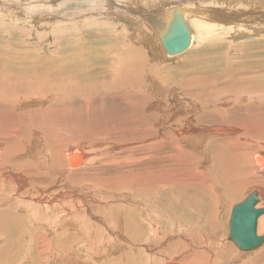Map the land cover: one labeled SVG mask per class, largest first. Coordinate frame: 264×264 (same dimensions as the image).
<instances>
[{
	"label": "rangeland",
	"instance_id": "rangeland-1",
	"mask_svg": "<svg viewBox=\"0 0 264 264\" xmlns=\"http://www.w3.org/2000/svg\"><path fill=\"white\" fill-rule=\"evenodd\" d=\"M9 1L10 0H0V51H1L0 52V56H1L0 57V87L2 88V90L0 91V106L3 107L4 105L5 107L4 109L2 107H1L2 109L0 108V127H4L6 129L8 126L6 131H8V129L13 126H15V128L18 129L19 132L22 130L19 136L21 137L22 141L21 139H19V137H17L16 139L9 138L8 142L4 141L2 143L4 144L6 142L10 144L12 141L20 140V142L16 144L19 145V147L24 148L25 152L27 151L25 154L23 153L24 155L21 156V158H23L24 160H29L30 158L29 162L31 163V161H33L31 163L33 164L32 170L35 169V172L38 173L37 176L32 175L30 178L27 179V184H26L27 187L25 186L24 190H22L21 192L14 188V186L18 187L19 183L17 182H15L17 186L10 184L8 181L7 183L4 182L2 184L3 192L0 191V196L4 198L5 201L7 200L6 203L10 206V209L11 208L15 209L14 213L17 215L19 214L18 216L21 217V222L16 223V226L18 227L14 226L12 232L15 235H19V233H24L23 231L26 228H28V226H31L34 229L38 228L39 226L40 227L39 230L41 229L43 230L45 228V225H49L50 228H52L50 229V231L42 232V230L41 231L38 230V232L40 234L42 232L43 235L46 236L48 240L52 239L53 243H55L56 239L62 240L63 237L66 236L67 234L72 235L75 238L77 237L76 239L78 240L79 238V240L81 241L82 238L84 237V234L90 235L89 238H92V240L87 239L88 242L89 241L92 242V246L90 249H85L84 251V249L79 248L81 247L80 244L78 246L75 245V247L74 246L72 247L71 254H73L72 256L75 255L78 256L79 258L78 264H113V262H115L114 259L119 258L123 254L128 255V261L126 262L124 258L122 259L119 258L121 261L117 262L116 264H121V263L132 264V261L134 259L129 261L130 256L131 257L137 256L141 258L143 255H151V252L147 251L144 248L145 246H141V245L133 246L128 243V241L126 240L128 238H125L123 233L124 225H121V221L124 219V217L125 220H127L128 217H131L132 213L134 214L133 211L134 208L140 207L142 209H145V207H149V208L155 207L154 205L156 201L152 202L153 196L144 195L145 196L144 199L137 198L138 193L135 195L136 191L134 190V188H132V183L135 182L133 180L134 176L139 174L140 171L144 173L147 172L155 173L158 176L159 173L158 171H156L157 167H155L156 159H159L162 162V164H168V161H170L169 157L178 154L179 151L176 148L173 149L172 146H174V143L170 142V144L168 143L162 146L161 148H163V151L159 152L158 151L159 149H157L156 146L153 147V145L151 144L149 145L150 142L155 143V141H160L157 140V137L151 138L149 140L147 138V142H145L146 144H143L144 141L142 136L136 135L137 136L136 137L134 133L137 125H140L139 122L140 114L138 113V111L142 112L143 110L144 114L147 115V117L149 116L150 118L156 119L157 122L153 124L157 125L160 124V121L162 119L166 118L165 113L162 112L163 110L161 109V107L165 108L166 113L168 115L167 118H169L170 115V118H173V121L171 120L169 121V123L167 122V125H165L162 128L163 129L162 131H160V128H158L160 126H158L156 128L157 132L160 131L161 134H165V137H170V139H172L173 137L172 131L178 130L179 133H182L181 136L184 135V137H187L183 139L184 140L183 143H180L181 146L183 147V151H181L183 153L181 155L185 157L186 154L187 159L176 158L174 161L172 160L173 161L172 163L174 164L175 161L178 160H182L185 163L184 159L187 161L191 160V162H194V165H191L190 167L182 166L181 168H178V170L194 168V170L192 171L194 173L191 172V174H194V176L196 177L198 175L196 171L197 166L195 164L197 160H202L199 163V166L202 165L205 167L211 163L209 153L210 150L211 152L213 151L211 149L212 146L211 144L214 143L213 141L221 142L224 141V139L228 141L235 139V135H232L230 138L229 137L224 138L223 136L225 135L227 136V133L224 134L221 133L214 134L215 132L207 133L206 130L213 131L212 128H215V123L213 122L217 120V118L218 119L223 118L224 122L226 121L229 123H233L234 122L233 120L239 117L240 113H242L241 116H246L247 113H251L252 116L255 117L253 118V120L256 119L254 120L253 125L257 126L258 124L262 123V119L264 118V110L261 109L260 107L264 108V100H263L264 74H262V71L264 73V30H259L256 33L251 30L250 33L244 32L243 34H238L237 32H235L236 30L235 31L230 30V28H228L225 25H224L225 27L223 25H220L222 26L221 28L219 26L214 25V26H210L211 29L208 26H202L200 31L203 30L204 33L202 32L198 33L197 31H199V29H197V25H199L200 22H203V18L201 17H199V19L188 18V22L185 18H181L182 20L183 19L186 20L185 22L186 26L187 27L189 26L190 27L189 29L193 31L195 35L194 36L195 42L193 41V44L191 45L193 47H189L185 52L177 56H166L164 54L163 49L160 47V43L157 42V37H158L157 33L155 32L156 35L153 34L154 31L153 29L152 30L150 29V26L149 27L147 25L137 26L136 24H134L137 22L132 23L130 21V18L128 17L126 18L125 11L120 9L123 8L126 10L128 9V7L124 4L123 6L121 5L118 6V3L115 4L113 0H99V1L95 0V2L94 0L93 1L51 0L54 6H52L53 4L50 2L51 4L48 3L50 5L49 7L38 6L34 8H32L30 5H27L26 3L20 0H11L10 2ZM115 5H116V9L118 8L119 10L117 9L116 11L112 8ZM240 7L242 8L241 5ZM201 10H205V9L203 8ZM189 19L192 21V22L190 21L191 23L189 22ZM193 20L199 21L197 25H194ZM204 21L210 25L212 24L211 22H213L207 18H205ZM198 28L200 27L198 26ZM200 37L203 39H200ZM75 43L76 45H74ZM156 43L158 46L155 45ZM133 47L139 49L141 53L144 55V57L147 58L148 61L151 60L149 61L150 63L149 65L152 64V67L155 66L153 71L148 70V72L147 71L144 72L146 74L145 75L143 72L135 73L132 70L131 72L127 70L126 71L121 70L118 72V74H124L126 72L127 74H132L130 81H125L122 84L120 80L119 81L116 80L119 87H115L114 89L113 88L104 89V87L99 86V84H102L103 81L107 82L110 80V77H108L107 74H115V71L117 70L119 65H121L126 59L125 57L130 56L131 54L133 56V53L135 51ZM158 47L162 55L159 53ZM130 49L131 50L133 49L134 51L129 52ZM110 50H112L113 52H111ZM128 53H130V55ZM156 53H158L157 56L154 55ZM158 55H160L161 57L158 58L159 57ZM13 56L15 59L13 58ZM66 56L68 58H66ZM184 59H186L185 62ZM22 61H24L25 64ZM193 64H195V66ZM156 66L158 67L157 69L159 71L155 70ZM229 68L232 71L229 70ZM224 69L227 70V72L224 71ZM261 69L263 70L261 71ZM154 70L156 72H154ZM236 71H238L237 74L235 73ZM241 71L244 72L242 73ZM230 72H234V74ZM251 72L253 73L251 76L252 78L249 76L251 75ZM26 73L28 79H26L25 76ZM154 73L157 75H155ZM246 73L248 76L245 75ZM1 74H3L2 76L11 75L14 77L17 74L16 76L20 78L23 82L24 80L25 81L28 80L30 82L29 84H33V85L31 86L30 91L24 93L25 94L29 93V94L27 96L19 97L18 95H20L19 94L20 92L16 93L15 96V91H14L13 97H9V99L4 98L3 96H5L7 92H9V88H6V86H2ZM38 74L41 75V77L39 78H46L48 76H52L53 80L51 81V83L53 85H62V83H64L63 85H65L66 87L62 86L60 88L61 93H59L60 92L59 89H56L57 87L51 88L50 89L51 92L45 86H43L42 89H39V87L36 84H34L35 79L33 76V75L36 76ZM98 74L99 76H97ZM100 74L102 76H100ZM244 75L246 78L243 77ZM183 76H185V78ZM261 77L263 78V80ZM259 78L261 79L259 80ZM96 79L97 81H95ZM243 80H250L251 82L250 81L244 82ZM40 82L43 83L42 81ZM219 82L222 84H220ZM240 83L241 86L239 85ZM247 83H249L250 85ZM94 84L97 85L94 86ZM238 85L240 86L239 88H237ZM247 85L248 87H246ZM243 86L246 88L244 89ZM223 87H225L226 89ZM255 87L258 88V91L260 93L258 94L256 93L257 88ZM140 88L142 90H140ZM56 91L58 93H56ZM209 93L213 94V96L209 97ZM220 93L224 95L223 96L218 95ZM17 96H18V101H16ZM132 99L134 100L135 104L133 103ZM22 100L24 101L26 100V101L24 102ZM238 104H241L239 105L241 107L238 106L239 108H237L236 106ZM254 105L256 106L254 107ZM6 106L9 107V109L6 108ZM216 107H219V109ZM24 109H26L27 111ZM260 109L263 112L255 113L257 112V110L261 111ZM4 110H7V112H5ZM220 110H222V115ZM251 111H253L257 115H254V113ZM128 114L132 116V118ZM172 114H174L175 116ZM87 115L90 118L92 117L93 121L97 122L98 125L100 124V126L85 122V120H87L85 119ZM82 117L84 120L79 119ZM135 117L137 120L134 119ZM62 119L68 121L67 124H69L70 127L69 130L62 129L63 127L59 128L57 126L58 123L63 125ZM117 120L119 122H117ZM129 120L133 124V126L130 127L132 129L130 128L129 129L130 130L134 129L133 131L128 130V128L123 125L124 122ZM134 120L137 121L136 125H134ZM200 120L202 122H200ZM205 122L207 123V125ZM102 123L104 124V126L102 125ZM201 123H203V125H201ZM109 124L112 126H110ZM141 124L144 125L143 123ZM26 136L28 137V140ZM239 137H243V139H245L244 145L245 147H247L246 152L248 154H250L252 151H255L256 154L258 153L264 154L263 134L255 133L254 135V133L246 132V134L243 133V135H240ZM132 138L134 140L131 141ZM138 139L140 141H138ZM190 140H192L193 145H191V143L189 144L188 141ZM122 142L124 144H122ZM202 142L204 143L202 144ZM158 143L159 142H157V144ZM2 147L5 148V144ZM50 147L51 149L53 148L55 151H58L61 158L63 159H65L69 154L71 155L75 152L78 153L81 152L80 154L81 155L83 154L82 155L83 159L81 164L77 166L78 168L76 167V169L75 167H71V166L69 167V165L68 167L70 169L68 167L66 168L65 166L63 169L57 167L52 163H49V157H48L49 152L47 149ZM4 148H0V149L3 150ZM148 148H150L151 151ZM204 150L207 151L205 152ZM29 151L31 153H29ZM149 151L150 153H148ZM25 156L27 158H25ZM66 159H65L66 164L64 163V165H67ZM41 162L43 164H41ZM248 164H250V159ZM152 166L154 167V169L152 168ZM263 166L261 168H263ZM36 169L38 170V172ZM20 171L24 172L25 174L23 168H21ZM58 172H60V174ZM81 173L82 176H80ZM11 174H13V172L11 171H5L2 173V175L5 177ZM262 174L264 175V173ZM69 176L71 178H69ZM87 178L91 180L90 185H88L89 182ZM183 178L186 179V177ZM188 178H190V176H188ZM253 178H255V176L251 174L249 178L250 180H248V182L243 181L242 185L236 187V189L235 188L231 189V190L235 189L236 191L238 190V193L239 194L241 193V195H238L239 197L238 199H234V198L228 199L225 197V199L222 200L221 197H217L218 199H215L214 202H213L214 199L212 198L208 199V200H212V202L206 199L207 204L204 207L205 209L202 210L203 212L200 211V213L199 212L197 213V215L199 216H197L195 213L191 211L192 207L190 209L183 211L184 215L186 217H189L187 221H190L189 223H186L185 228H188L189 230H195L193 233H191L194 238H198L197 240H200L199 237L204 234L207 235L208 237H211L213 241L222 240L223 242L225 241L224 243H227L228 249H230L229 251L230 253H227L224 256L220 255L218 256L219 258L218 257L213 258L211 256L209 257L207 256L211 260V262L215 261L216 262L215 264H245L247 262H248L247 264H253L252 260L255 259L253 256L258 251L261 252H259L256 255V258L259 257L260 261H257L258 263L256 264H261V262L262 264H264L263 261L264 256H262L263 255L262 252L264 250V244L261 247H259L258 250H255L253 252L250 251L241 252L235 247V245L232 242L227 240V236L229 234L228 220H229V216H230L229 214L231 208L234 205L242 202L249 193L256 191L260 193L259 195L260 197H258L259 205L262 206V204L264 203V189L261 188L264 187V183H262L264 182V176H258L257 179L259 180L258 181L254 180L255 182L252 181ZM75 179H77V181H74ZM30 181L31 184L36 183V185L30 186L29 185ZM148 181H146V183L142 181L141 183L142 185L141 184L138 185L137 188L140 189L144 186L145 187L144 190H146L147 187H149V185L151 184V182ZM104 184L108 186L117 184L120 187L118 188L108 187L115 191V192L114 191L110 192L104 188ZM239 189L241 191H239ZM10 190L12 193H10ZM45 190L47 191V193ZM16 191L19 193H17ZM215 193L216 195H220V196H222V194H225L224 192H222V188L218 189ZM51 196L52 199L50 198ZM73 197L76 198L73 199ZM170 197H171L170 194H168L166 191L164 195V199L166 200L169 199ZM19 198H21L22 200ZM34 199L37 201H35ZM17 200L18 201L20 200L19 203ZM23 200L24 202H27V204L23 203L22 202ZM139 201H142V203H148V205L145 204L146 205L145 207L139 206ZM157 203L162 205L161 202H157ZM209 204L211 206L213 204L214 207L213 206L211 207ZM262 207H264V205ZM131 209L132 211H130ZM2 210H4V208L0 207V212ZM209 210L210 211L215 210V211L210 212ZM214 212L216 215L218 214L217 215L219 218L218 223L220 224L219 226L221 227L220 230L219 228L216 229L213 226V224L210 223L209 221L210 219H208L209 215L211 218ZM197 217H200L199 218L200 220ZM262 219L263 218H259L258 220L257 232L259 233L257 234L259 236L264 234V225H263L264 221L262 222ZM195 223L199 227H197ZM108 224L110 225L106 226ZM260 225L263 226V229L260 228ZM57 226L58 228L59 227L63 228V230H59V232L53 235V233L57 230ZM200 226L202 227V229ZM113 227L117 231V233L113 231ZM64 229L68 230L69 232H66V230L64 231ZM207 230L209 232H207ZM210 230L211 231L213 230L214 233H211ZM222 230L224 231V233ZM0 235L3 236L1 233ZM126 235L128 236V234ZM1 236H0V243H3L4 238L2 239ZM210 239L206 241V244L212 242L211 241L212 239L211 240ZM12 242H14V239L10 241V243ZM120 242H122V244ZM106 244L108 251L105 249ZM195 245H188V249L184 251L185 254H189V256L190 255L203 256L202 253H207L208 249L204 250L205 249L204 247L198 245L195 246ZM222 245L217 247V249H222L223 247ZM85 246L87 248V243H85ZM164 247L165 246H163V248ZM197 247L200 250H197L198 249ZM157 248L160 249V246ZM157 248L154 250L156 251ZM76 249L78 253H76ZM138 249H141L140 250L141 254L139 252L138 253L134 252L135 250ZM164 249H166V247ZM51 250L54 251V249ZM131 250H134L133 251L134 254L131 253L132 252ZM52 251L49 253L48 251H46L48 253L47 255L46 252L44 253L42 251L40 252L41 257L38 256L37 254H34L33 258L35 257L36 259L35 261L38 262L39 264L50 263L53 257H50L49 254H53L54 252ZM95 251H99V254L97 255ZM243 253H247V254H243ZM43 256L45 257L47 256V257L45 258ZM19 257L20 256L17 257L14 264H21L20 262H18V260L21 261L22 259H23L22 262H25L23 264H30L29 262L25 261V259L30 258L31 254H27L23 252V257L22 258ZM172 258H175V256L171 257V259ZM203 262L204 261L201 258L200 260H198L197 264H203ZM66 263L67 262H62L59 264H66Z\"/></svg>",
	"mask_w": 264,
	"mask_h": 264
},
{
	"label": "bare ground",
	"instance_id": "bare-ground-1",
	"mask_svg": "<svg viewBox=\"0 0 264 264\" xmlns=\"http://www.w3.org/2000/svg\"><path fill=\"white\" fill-rule=\"evenodd\" d=\"M11 1V0H10ZM9 1V2H10ZM24 3H26L27 5H30L32 8L34 7H49L50 5L48 3H52L53 2L51 0H20ZM93 1V0H91ZM99 1V0H98ZM19 2V1H18ZM95 2V0H94ZM113 2L116 4L118 3V6H123L126 5L128 7V9H122L123 11H125L126 14V18H130V21L132 23L136 24L137 26H141V25H147L148 27L150 26V29H153V34L158 35L157 37V42L160 43V47L163 49L164 48L162 46V39L164 37V35L166 34V30L168 28L169 23L173 20L174 16H179L181 18H185L188 22V18H195V19H199V17L203 18V22H200L199 25H197V23L199 22L198 20H193L194 25H197V29H199V31H197L198 33L203 32L200 31L202 26H208L210 29V26H219L220 28L222 26L220 25H225L228 28H230V30H236L235 32H237L238 34H243L244 32H251V30L253 32H257L259 30H264V0H113ZM50 3V4H51ZM100 3V2H99ZM110 3V2H109ZM6 5V4H5ZM21 5V3H20ZM98 5V4H97ZM240 5L242 6V8L240 7ZM9 6V5H8ZM13 6V5H12ZM54 6V4L52 5ZM16 7V6H15ZM27 7V6H25ZM101 7V6H100ZM17 8V7H16ZM22 8V7H21ZM52 8V7H51ZM96 8V7H95ZM94 8V9H95ZM110 8V7H109ZM114 10L117 11L116 9V5L114 7H112ZM148 11H147V9ZM205 9V10H201V9ZM53 9V8H52ZM51 9V10H52ZM12 10V9H11ZM54 10V9H53ZM108 10V9H107ZM119 10V9H118ZM200 10V11H199ZM46 11V10H44ZM93 11V10H92ZM91 11V12H92ZM50 12V11H49ZM53 12V11H51ZM119 12V11H118ZM127 12V13H126ZM26 13V12H25ZM121 13V12H120ZM103 15V14H102ZM106 15V14H105ZM120 15V14H119ZM124 15V14H123ZM116 16V15H115ZM108 17V16H106ZM46 18V17H45ZM110 18V17H108ZM112 18V17H111ZM119 18V17H118ZM207 18L211 22L212 24H207V22L204 21V19ZM115 19V18H114ZM189 19V22L191 21ZM129 20V19H127ZM184 20V19H183ZM186 20H184V23L186 22ZM202 20V19H201ZM48 21V20H47ZM125 21V20H124ZM196 21V22H195ZM96 22V21H95ZM192 22V21H191ZM190 22V23H191ZM47 23V22H45ZM99 23V22H97ZM107 23V20H106ZM129 23V22H128ZM64 24V23H63ZM62 24V25H63ZM67 25V24H66ZM106 25V24H104ZM119 25V24H118ZM131 25V24H130ZM127 26V25H126ZM193 26V25H191ZM198 26L200 28H198ZM224 26V27H225ZM235 26V27H234ZM107 27V26H105ZM189 32H190V44L189 47H193L191 46L193 44V41L195 39V35L193 33V31H191V29H189L190 27H187ZM118 30V29H117ZM140 30V29H138ZM220 30V29H219ZM115 32V31H114ZM145 32V31H144ZM147 32V31H146ZM156 32V33H155ZM252 32V33H253ZM148 33V32H147ZM149 34V33H148ZM197 34V33H196ZM228 34V33H227ZM154 35V36H155ZM233 35V34H232ZM67 36V35H66ZM200 36V35H199ZM225 36V35H224ZM68 37V36H67ZM156 37V36H155ZM203 37V36H201ZM200 39H203L201 38ZM66 38V37H65ZM206 38V37H205ZM218 38V37H217ZM65 41V40H64ZM70 41V40H69ZM78 41V40H77ZM219 41V40H218ZM195 42V41H194ZM216 42V40H215ZM225 42V41H224ZM228 42V41H227ZM79 44V43H78ZM77 44V45H78ZM195 44V43H194ZM76 45V43L74 44ZM125 45V44H124ZM157 45V43L155 44ZM158 46V45H157ZM202 46V45H201ZM110 47V46H109ZM136 47V46H135ZM151 47V46H149ZM188 47V48H189ZM132 48V47H131ZM134 48V47H133ZM161 49V50H162ZM191 49V48H190ZM235 49V48H233ZM81 50V48H80ZM85 50V49H84ZM135 50V51H134ZM134 50L130 49L129 52L134 51L133 56L132 54L130 55V53H128L130 56L125 57L126 59L124 60V62L119 65V67L117 68V70L115 71V74H107L108 77H110V80L107 82H104L102 84H99V86L104 87V89H114L115 87H119L117 84V81H121L122 84L125 81H130V78L132 76V74H118L119 71H129L131 72L134 71L135 73L137 72H148L149 71H153L154 67H152V64L149 65V61L151 60H147L146 57H144V55L141 53V51L137 48H134ZM143 50V49H142ZM153 50V49H152ZM151 50V52H152ZM159 50V47H158ZM256 50V49H255ZM5 51V50H4ZM111 52H113L112 50H110ZM128 51V50H127ZM149 51V50H148ZM1 52V51H0ZM207 52V51H206ZM242 52V51H241ZM105 53V52H104ZM159 53L161 54L160 50ZM259 53V52H258ZM111 54V53H110ZM145 54V53H144ZM158 53L154 54L157 56ZM164 54L166 56H170L168 55L165 51ZM223 54V53H222ZM245 54V53H244ZM112 55V54H111ZM148 55V54H147ZM162 55V54H161ZM212 55V54H211ZM229 55V54H227ZM160 58L161 56L158 55ZM201 56V55H200ZM205 56V55H204ZM225 56V55H224ZM247 56V55H246ZM1 57V56H0ZM250 57V56H249ZM14 58V56H13ZM66 58H68L66 56ZM124 58V57H123ZM169 58V57H168ZM223 58V57H221ZM226 58V57H225ZM15 59V58H14ZM241 59V58H240ZM246 59V58H243ZM65 60V59H64ZM153 60V59H152ZM186 59H184L185 62ZM189 60V59H187ZM192 60V59H191ZM190 60V61H191ZM196 60V59H194ZM222 60V59H221ZM16 61V60H15ZM183 61V60H182ZM243 61V60H242ZM9 62V61H8ZM24 62V61H22ZM155 62V61H154ZM196 62V61H195ZM228 62V61H227ZM244 62V61H243ZM161 63V62H160ZM190 63V62H189ZM193 63V62H192ZM208 63V62H207ZM229 63V62H228ZM226 63V64H228ZM4 64V63H3ZM25 64V62H24ZM182 64V63H181ZM180 64V65H181ZM188 64V63H187ZM225 64V65H226ZM231 64V62H230ZM241 64V63H240ZM27 65V64H26ZM68 65V64H67ZM65 65V66H67ZM195 66V64H193ZM234 65V64H232ZM239 65V64H237ZM236 65V66H237ZM7 66V65H6ZM69 66V65H68ZM220 66V65H219ZM222 66V65H221ZM228 66V65H227ZM188 67V65H187ZM225 67V66H224ZM261 67V66H260ZM259 67V68H260ZM113 68V67H112ZM158 67L156 66L155 70ZM200 68V67H199ZM216 68V67H215ZM253 68V67H252ZM68 69V68H67ZM114 69V68H113ZM162 69V68H161ZM175 69V68H174ZM213 69V68H212ZM237 69V68H236ZM248 69V68H247ZM62 70V69H61ZM154 70V72H156ZM188 70V69H187ZM200 70V69H199ZM217 70V69H215ZM228 70V67H227ZM227 70L224 69V71L227 72ZM229 70H231L229 68ZM246 70V69H245ZM263 69H261L262 71ZM93 71V70H91ZM88 71V72H91ZM106 71V70H105ZM113 71V70H112ZM159 71V70H158ZM198 71V70H197ZM232 71V70H231ZM128 72V73H129ZM186 72V71H185ZM188 72V71H187ZM190 72V71H189ZM215 72V71H213ZM212 72V73H213ZM217 72V71H216ZM242 73L244 71H241ZM247 72V71H246ZM250 72V71H249ZM253 72V71H252ZM249 75L250 77L252 76ZM23 73V72H22ZM21 73V74H22ZM123 73V72H122ZM152 73V72H151ZM164 73V72H163ZM224 73V72H223ZM233 73L234 72H230ZM236 74L238 73V71L235 72ZM257 73V72H256ZM261 73V72H260ZM145 74V73H144ZM149 74V73H148ZM155 74V73H154ZM188 74V73H186ZM195 74V73H194ZM220 74V73H219ZM235 74V75H236ZM262 74L263 71H262ZM3 74H1L2 76ZM17 75V74H16ZM11 76V75H4L1 78V84L2 86H6V88H9V92H7V94L5 96H3L6 99H9V97H13L14 96V91H15V96L16 93L20 92L18 95L19 97L22 96H27L28 94H25L27 91H30V88L33 84H29L30 82L28 80H24V82L18 78L17 76ZM27 75V73L25 74V76ZM63 75V74H62ZM96 75V74H95ZM146 75V74H145ZM151 75V74H150ZM157 75V74H155ZM209 75V74H208ZM212 75V74H210ZM229 75V74H228ZM243 75V74H242ZM247 75V73L245 74ZM245 75L243 77H245ZM258 75V74H257ZM261 75V74H259ZM30 76V75H29ZM35 82L34 84H36L39 89H42L43 86L47 87V89L50 91L51 88L57 87L56 89H59L61 93V87H66L65 85H63L64 83H62V85H53L51 83V81L53 80L52 76H48L46 78H39L41 77V75H33ZM67 76V75H65ZM72 76V75H71ZM70 76V77H71ZM99 76V74L97 75ZM100 76H102L100 74ZM104 76V75H103ZM144 76V75H143ZM161 76V75H160ZM193 76V75H192ZM197 76V75H196ZM223 76V75H222ZM248 76V75H247ZM255 76V74H254ZM20 77V75H19ZM73 77V76H72ZM75 77V75H74ZM148 77V76H147ZM163 77V76H162ZM185 78V76H183ZM229 77V76H228ZM106 78V77H105ZM170 78V77H168ZM180 78V77H179ZM183 78V79H184ZM214 78V77H213ZM222 78V77H221ZM240 78V77H239ZM246 78V77H245ZM244 78V79H245ZM252 78V77H251ZM258 78V77H256ZM262 78V77H261ZM259 78V80L261 79ZM25 79V78H24ZM26 79H28V77L26 76ZM102 79V78H101ZM100 79V80H101ZM147 79V78H145ZM165 79V78H164ZM235 79V78H234ZM243 79V78H242ZM104 80V79H103ZM117 80V81H116ZM153 80V79H151ZM163 80V78H162ZM182 80V79H181ZM180 80V81H181ZM185 80V79H184ZM233 80V79H232ZM252 80V79H250ZM250 80H243L244 82H248ZM258 80V79H257ZM263 80V78H262ZM40 81H42L43 83H41ZM97 81V79L95 80ZM150 81V80H149ZM169 81V80H168ZM212 81V80H211ZM210 81V82H211ZM222 81V80H221ZM236 81V80H234ZM256 81V79H255ZM138 82V81H137ZM161 82V81H160ZM251 82V81H250ZM264 82V81H263ZM142 83V82H141ZM163 83V81H162ZM167 83V82H165ZM164 83V84H165ZM220 83V82H219ZM226 83V82H224ZM237 83V82H236ZM242 83V82H241ZM241 83L239 84L241 86ZM56 84V83H55ZM179 84V83H178ZM182 84V83H181ZM222 84V83H220ZM246 84V83H245ZM249 84V83H247ZM257 84V83H256ZM97 84H94V86H96ZM134 85V84H133ZM139 85V84H138ZM228 85V84H227ZM234 85V84H233ZM238 85L237 88H239L240 86ZM250 85V84H249ZM252 85V84H251ZM259 85V84H258ZM20 86V87H19ZM148 86V85H147ZM150 86V85H149ZM182 86V85H181ZM199 86V85H198ZM222 86V85H221ZM255 86V85H254ZM19 87V88H18ZM152 87V86H151ZM228 87V86H227ZM244 87V86H243ZM248 87V85L246 86ZM244 87V89L246 88ZM263 87V86H262ZM18 88V89H17ZM147 88V87H146ZM171 88V87H170ZM218 88V87H217ZM225 88V87H223ZM250 88V86H249ZM252 88V87H251ZM257 88V87H255ZM17 89V90H16ZM46 89V90H47ZM83 89V88H82ZM152 89V88H151ZM160 89V88H158ZM226 89V88H225ZM2 90V88L0 87V91ZM96 90V89H95ZM139 90V88H138ZM140 90H142L140 88ZM145 90V89H144ZM163 90V89H161ZM165 90V89H164ZM212 90V89H211ZM253 90V89H252ZM258 91V88L256 89ZM261 90V89H260ZM80 91V90H78ZM122 91V90H121ZM153 91V90H152ZM237 91V90H236ZM241 91V90H239ZM256 93H260L259 91ZM262 91V90H261ZM25 92V93H24ZM51 92V91H50ZM67 92V91H66ZM82 92V91H81ZM80 92V93H81ZM84 92V91H83ZM132 92V91H131ZM193 92V91H191ZM190 92V93H191ZM251 92V91H250ZM38 93V92H37ZM56 93H58L56 91ZM71 93V92H70ZM79 93V92H78ZM134 93V92H133ZM151 93V92H150ZM224 93V92H223ZM4 94V93H3ZM25 94V95H24ZM82 94V93H81ZM132 94V93H130ZM172 94V93H171ZM188 94V93H187ZM215 94V92H214ZM227 94V93H226ZM225 94V95H226ZM236 94V92H235ZM55 95V94H54ZM59 95V94H58ZM122 95V94H121ZM154 95V94H153ZM159 95V94H158ZM157 95V96H158ZM193 95V94H192ZM220 96H223L221 93L218 94ZM231 95V94H230ZM234 95V94H233ZM18 96L16 97V101H18ZM51 96V95H50ZM135 96V95H133ZM139 96V95H137ZM136 96V97H137ZM146 96V95H145ZM151 96V95H150ZM189 96V95H188ZM197 96V95H196ZM213 96V94L209 93V97ZM240 96V95H239ZM242 96V95H241ZM259 96V95H258ZM262 96V95H260ZM2 97V98H3ZM114 97V96H112ZM155 97V96H154ZM207 97V98H209ZM231 97V96H230ZM236 97V96H234ZM255 97V96H253ZM3 98V99H4ZM138 98V97H137ZM216 98V97H215ZM252 98V97H251ZM250 98V99H251ZM5 99V100H6ZM156 99V98H155ZM174 99V98H173ZM224 99V98H223ZM233 99V98H232ZM236 99V98H235ZM241 99V98H240ZM248 99V98H247ZM256 99V98H255ZM259 99V98H258ZM261 99V98H260ZM44 100V99H43ZM133 100V99H132ZM142 100V99H140ZM147 100V99H146ZM219 100V99H218ZM217 100V101H218ZM264 100V98H263ZM7 101V100H6ZM12 101V100H11ZM24 101V100H22ZM26 101V100H25ZM24 101V102H25ZM54 101V100H53ZM160 101V100H159ZM216 101V100H215ZM228 101V100H227ZM232 101V100H231ZM239 101V99H238ZM255 101V100H254ZM13 102V101H12ZM38 102V101H37ZM34 102V103H37ZM49 102V100H48ZM127 102V101H126ZM201 102V101H200ZM203 102V101H202ZM214 102V101H213ZM230 102V101H229ZM252 102V101H251ZM256 102V101H255ZM254 102V103H255ZM263 102V101H262ZM10 103V102H9ZM14 103V102H13ZM11 103V104H13ZM47 103V102H46ZM133 103L135 104L134 100ZM204 103V102H203ZM217 103V102H216ZM223 103V102H222ZM231 103V102H230ZM252 103V104H254ZM19 104V102H18ZM48 104V103H47ZM209 104V103H208ZM250 104V103H249ZM36 105V104H35ZM50 105V104H49ZM130 105V104H129ZM167 105V104H166ZM221 105V102H220ZM241 104H238L236 107L239 108L241 106H239ZM13 106V105H12ZM15 106V105H14ZM23 106V105H22ZM123 106V105H122ZM204 106V105H203ZM239 106V107H238ZM250 106V105H249ZM253 106V105H252ZM251 106V107H252ZM256 105H254L255 107ZM259 106V105H257ZM263 106V105H261ZM2 106H0L1 108ZM30 107V106H29ZM33 107V106H32ZM103 107V105H102ZM105 107V106H104ZM137 107V106H136ZM145 107V105H144ZM198 107V106H197ZM213 107V106H212ZM227 107V105H226ZM3 109L5 108L4 105L2 107ZM1 108V109H2ZM6 108L9 109V107L6 106ZM19 108V107H16ZM21 108V107H20ZM135 108V107H134ZM201 108V107H200ZM219 109V107H216ZM215 108V109H216ZM244 108V107H243ZM249 108V107H248ZM247 108V109H248ZM257 108V107H256ZM254 108V109H256ZM261 109L264 110V108L260 107ZM7 109V110H8ZM57 109V108H56ZM161 109L163 110L162 112L165 113V119H162L160 121V124H153L156 123L157 120L150 118L149 116L147 117V115L144 114V111L142 110V112L138 111V113L140 114V125H137L136 129H135V136L136 135H140L143 138L144 143L147 142V138L148 140L151 138H156L157 140L160 141H155V143H149V145H153L156 146L157 149H159L158 151L161 152L163 151V148H161L162 146L166 145V144H170V142L174 143V146H172V148H176L179 152L176 155L170 156L168 161V164H162V162L159 159H156L155 164L157 167L156 171H158V176L155 173H151V172H147L144 173L142 171H140L139 174H137L136 176H134L133 180L135 181L134 183H132V188H134V190L136 191L135 195L138 193V197L137 198H143L147 195V196H153L152 202H155V207H145L148 203H142V201H139V206H144L145 209H142L140 207L138 208H134V214L132 213L131 217H128L127 220L124 219L121 221V225H124V236L128 241V243L130 245L133 246H145L144 248L151 252V255H143L141 258L134 256V257H129V261L134 259L132 261V264H197L198 260H200L201 258L203 259V264H215V261H212L208 258L209 256L215 258L218 257L220 255H226L227 253H230V249H228V245L227 243H224L222 240H214L211 237H208L207 235H202L200 236V240H197L198 238H194L193 235L191 233H193L195 230H189L186 227V223H189L190 221H187V219L189 217H186L183 213V211L190 209L191 207V211L193 213H195L197 215V213L200 211L203 212L202 210L205 209V205L207 204L206 201L209 198L214 199L213 202L215 201V199H218L217 197H221V199H238V195H241V193H238V190L236 191V187L242 185L243 181H247L250 180V175L253 174V176H255V178H253V182L258 181L259 179H257L258 176H264L262 173H264V154L262 153H258L256 154L255 151H252L250 154H248L246 151L247 147H245L244 143H245V139H243V137H239L240 135H243V133L246 134V132L248 133H261L264 135V118L262 119V123L258 124L257 126L253 125L254 124V116H252L251 113H247L246 116H241L242 113H240L239 117H237L235 120H233V123H229V122H224L223 118H220L217 120H215L213 123H215V128H212L213 131L211 130H206L207 133H211V132H215L214 134L217 133H227V136H223L224 138L227 137H231L232 135H235V139L234 140H225L218 142V141H213L214 143H212L211 149L213 150L209 153V157H210V161L211 163L207 166H199V163L202 160H197L196 161V166H197V173L198 175L195 177L194 174H191V172L194 170V168H190V169H182V170H178V168H181L182 166H186V167H190L191 165H194V162H191V160L187 161L184 159L185 163L182 160H178L175 161V163L173 164L172 162L178 158H186V154L185 157H183L181 154L183 152V147L181 146L180 143H183L185 138L181 136L182 133H179L178 130H174L172 131L173 133V137L172 139H170V137H165V134H161L160 131H162L163 127L165 125H167V122L169 123V121H173V118H169L166 110L164 107H161ZM206 109V108H203ZM223 109V108H222ZM230 109V108H229ZM233 109V108H231ZM259 109V107H258ZM260 109V110H261ZM7 110H4L5 112H7ZM11 110V109H10ZM13 110V109H12ZM17 110V109H16ZM26 110V109H24ZM64 110V109H63ZM193 110V109H192ZM195 110V108H194ZM210 110V109H209ZM208 110V111H209ZM252 110V108H251ZM9 111V110H8ZM27 111V110H26ZM29 111V110H28ZM32 111V110H31ZM202 111V110H201ZM207 111V110H204ZM221 111V115H222V110ZM227 111V110H226ZM246 111V110H244ZM243 111V112H244ZM15 112V111H14ZM19 112V110H18ZM37 112V111H36ZM253 112V111H251ZM258 112H263L258 111ZM29 113V112H28ZM35 113V112H34ZM107 113V112H106ZM133 113V111H132ZM137 113V112H136ZM154 113V112H153ZM200 113V112H199ZM210 113V112H209ZM219 113V112H217ZM254 113V112H253ZM254 115H257L255 114ZM2 114V113H1ZM26 114V113H25ZM131 114V113H130ZM157 114V113H156ZM202 114V113H201ZM206 114V113H205ZM21 115V113H20ZM34 115V114H33ZM36 115V114H35ZM110 115V114H109ZM112 115V114H111ZM129 115V114H128ZM136 115V114H135ZM158 115V114H157ZM174 115V114H172ZM203 115V114H202ZM261 115V114H259ZM11 116V114H10ZM130 116V115H129ZM134 116V115H133ZM175 116V115H174ZM207 116V115H205ZM19 117V116H18ZM35 117V116H34ZM75 117V116H74ZM112 117V116H111ZM132 118V116H130ZM218 117V116H217ZM261 117V116H260ZM20 118V117H19ZM156 118V117H155ZM175 118V117H174ZM190 118V117H189ZM231 118V117H230ZM257 118V117H256ZM259 118V117H258ZM80 120H84L83 117L79 118ZM87 120H85V122L88 123H92L95 124L97 126H100V124L98 125L97 122L93 121L92 117L90 118L88 115L86 116ZM110 119V118H109ZM115 119V118H113ZM121 119V118H120ZM136 119V117L134 118ZM210 119V118H209ZM225 119V118H224ZM34 120V119H33ZM104 120V119H103ZM125 120V119H123ZM122 120V121H123ZM137 120V119H136ZM134 120V125L137 124V121ZM206 120V119H205ZM57 121V120H56ZM55 121V122H56ZM99 121V118H98ZM110 121V120H109ZM121 121V120H120ZM133 121V120H132ZM209 121V120H208ZM45 122V121H44ZM54 122V120H53ZM58 122V121H57ZM101 122V121H100ZM112 122V120H111ZM117 122H119L117 120ZM116 122V123H117ZM200 122H202L200 120ZM62 124L58 123L57 126L59 128L63 127L62 129H70L68 121L63 120L62 119ZM141 123H143L144 125H142ZM174 123V122H172ZM177 123V122H176ZM199 123V122H198ZM206 123V122H205ZM210 123V122H209ZM212 123V122H211ZM55 124V123H54ZM114 124V123H112ZM122 124V122H121ZM49 125V124H48ZM102 125L104 126V124L102 123ZM110 125V124H109ZM124 126H126L128 128V130L132 129L130 127L133 126L132 122L126 121L123 123ZM173 125V124H172ZM201 125H203V123H201ZM207 125V123H206ZM210 125V124H209ZM214 125V124H213ZM107 126V125H105ZM112 126V125H110ZM160 126V127H158ZM51 127V126H50ZM109 127V126H108ZM160 128V131L157 132L156 128ZM183 127V126H182ZM192 127V126H191ZM8 128V126H7ZM6 128V129H7ZM25 128V127H24ZM110 128V127H109ZM122 128V127H121ZM130 128V129H129ZM175 128V127H174ZM180 128V127H179ZM6 129L4 127H0V133H1V138H0V148H4L2 147L5 144V148L2 150L0 149V191H2L3 188V183H7V181L12 184V185H16L15 182L19 183L18 187L14 188L16 190H19L20 192L22 190H24V187L27 184V179L30 178L32 175H36L38 173L35 172V169L32 170V166L33 164H31L33 161H31V163L29 162V160H24L23 158H21V156H23L26 152L24 150V148L19 147V145H17L16 143L20 142L19 141H12L10 144L6 143L9 141V138H14L16 139L17 137L20 136V132L18 131V129L15 128V126L10 127L8 129V131H6ZM28 129V128H27ZM112 129V127H111ZM120 129V128H119ZM124 129V127H123ZM121 129V130H123ZM36 130V129H35ZM67 130V131H68ZM106 130V129H105ZM126 130V129H125ZM134 130V129H133ZM130 130V131H133ZM181 130V129H180ZM188 130V129H187ZM201 130V129H200ZM39 131V130H38ZM190 131V130H189ZM34 132V130H33ZM71 132V131H70ZM125 132V131H124ZM129 132V131H128ZM181 132V131H180ZM36 133V132H35ZM25 134V133H24ZM34 134V133H33ZM132 134V133H130ZM185 134V133H184ZM149 135V137H148ZM204 135V134H203ZM209 135V134H208ZM206 135V136H208ZM132 136V137H135ZM215 136V135H214ZM27 137V136H26ZM50 137V136H49ZM131 137V136H129ZM137 137V136H136ZM203 137V136H202ZM205 137V136H204ZM53 138V137H52ZM55 138V137H54ZM19 139H21V137H19ZM56 139V138H55ZM140 139V138H139ZM138 139V141H140ZM25 140V139H24ZM28 140V137H27ZM134 140L133 138L131 139V141ZM146 140V141H145ZM153 140V139H152ZM199 140V139H198ZM6 141L4 144L2 142ZM22 141V139H21ZM53 141V140H52ZM130 141V142H131ZM179 141V142H178ZM248 141V140H247ZM135 142V141H134ZM157 142H159L157 144ZM189 144L191 143V145H193L192 140L188 141ZM204 142H202L203 144ZM3 144V145H2ZM122 144H124L122 142ZM199 144V143H198ZM250 144V143H249ZM17 145V146H16ZM40 145V144H39ZM126 145V144H125ZM124 145V146H125ZM42 146V145H41ZM123 146V145H122ZM202 146V145H201ZM28 147V146H27ZM47 147V146H46ZM73 147V146H72ZM41 148V147H40ZM123 148V147H122ZM121 148V149H122ZM150 150V148H148ZM166 149V148H165ZM199 149V148H198ZM49 152V163H52L54 165H56L57 167L63 168L64 166L67 168L68 165L70 167V161L74 162V161H80V164L82 162V155L78 152H75L73 154H69L65 159L67 161V165H64L65 159L61 158L60 154L58 153V151H55L53 148L51 149L48 148L47 149ZM78 150V149H77ZM208 150V149H207ZM206 150V151H207ZM151 151V150H150ZM150 151L148 153H150ZM205 151V150H204ZM205 151V152H206ZM58 154H57V153ZM122 152V151H121ZM156 152V151H155ZM154 152V153H155ZM24 153V154H23ZM29 153H31L29 151ZM28 153V154H29ZM193 153V152H192ZM199 153V152H198ZM204 153V152H203ZM208 153V152H207ZM66 154V153H65ZM205 154V153H204ZM199 155V154H198ZM254 155V156H253ZM76 157V159H75ZM156 157V156H155ZM159 157V156H158ZM167 157V156H166ZM200 157V156H199ZM204 157V156H203ZM25 158H27L25 156ZM61 158V159H60ZM194 158V157H193ZM116 159V158H115ZM197 159V158H196ZM195 159V160H196ZM250 159V164H248ZM173 160V161H172ZM206 160V159H205ZM194 161V159H193ZM41 164H43L41 162ZM42 166V165H41ZM195 166V167H196ZM263 166V168H261ZM68 167V168H69ZM23 168L24 172H21L20 169ZM78 168V167H77ZM86 168V167H85ZM84 168V169H85ZM152 168L154 169V167L152 166ZM70 169V168H69ZM76 169V167H75ZM150 169V168H149ZM37 170V169H36ZM66 170V169H65ZM81 170V169H80ZM5 171H11L13 172V174L11 175H7L6 177L2 175L3 172ZM68 171V170H67ZM71 171V170H70ZM78 171V170H77ZM83 171V170H82ZM38 172V170H37ZM72 172V171H71ZM81 172V171H80ZM79 172V173H80ZM87 172V171H85ZM60 174V172H58ZM62 173V172H61ZM64 173V172H63ZM84 173V172H83ZM194 173V172H192ZM77 175V174H75ZM82 176V173L81 175ZM79 176V177H80ZM84 176V174H83ZM186 177V179H184L183 177ZM188 176H190V178H188ZM248 176V177H247ZM39 178V177H36ZM67 178V177H66ZM69 178H71L69 176ZM68 178V179H69ZM248 178V179H246ZM260 178V177H259ZM83 179V178H82ZM60 180V179H59ZM88 180V185H90V179L87 178ZM149 180V181H148ZM192 180V181H190ZM255 180V181H254ZM56 181V179H55ZM74 181H77V179H75ZM142 181H144V183H146V181L151 182V184L149 185V187H147L146 190L145 187L143 186L142 188L138 189V185H140L142 183ZM198 181V182H196ZM71 182V181H69ZM81 182V181H80ZM246 182V183H247ZM68 183V181H67ZM117 183V182H116ZM264 183V182H262ZM261 183V184H262ZM73 184V183H72ZM245 184V183H243ZM249 184V183H248ZM255 184V183H254ZM260 184V183H259ZM29 185H36V183L31 184V181L29 183ZM112 185V184H111ZM121 185V184H120ZM142 185V184H141ZM252 185V184H251ZM11 186V185H10ZM17 186V185H16ZM54 186V185H53ZM76 186V185H75ZM181 188H180V187ZM27 187V186H26ZM82 187V186H81ZM93 187V186H92ZM108 187H113V188H118L120 187L119 185H112V186H108L104 184V188L110 192H113V189H110ZM243 187V186H242ZM222 188V192H224L226 194H222V196L220 195H216V191L218 189ZM232 188H235L234 190H231ZM240 188V187H239ZM264 189V187H261ZM40 189V188H39ZM122 189V188H121ZM127 189V188H126ZM252 189V188H251ZM255 189V188H253ZM257 189V188H256ZM262 189V190H263ZM249 190V189H248ZM9 191V190H8ZM28 191V190H27ZM33 191V190H32ZM46 191V190H45ZM170 194V198L169 199H164V195L165 193ZM239 191H241L239 189ZM255 191V190H254ZM3 192V191H2ZM14 192V191H13ZM17 192V191H16ZM25 192V191H24ZM30 192V191H29ZM39 192V191H38ZM81 192V191H80ZM115 192V191H114ZM227 192V193H226ZM263 192V191H262ZM261 192V193H262ZM10 193L11 190H10ZM19 193V192H17ZM45 193V192H44ZM47 193V191H46ZM74 193V192H73ZM82 193V192H81ZM117 193V192H116ZM256 193L258 194L257 196L260 197V193H258L256 191ZM42 194V193H41ZM50 194V193H49ZM66 194V193H65ZM140 194V195H139ZM15 195V194H14ZM75 195V194H74ZM134 195V194H133ZM132 195V196H133ZM145 195V196H144ZM5 196V195H4ZM3 196V197H4ZM7 196V195H6ZM12 196V195H11ZM19 196V194H18ZM118 196V195H117ZM14 197V196H13ZM111 197V196H110ZM16 198V197H15ZM52 199V196L50 197ZM48 198V199H50ZM76 197H73V199ZM78 198V197H77ZM132 198V197H131ZM134 198V197H133ZM176 198V199H173ZM12 199V198H11ZM21 199V198H19ZM38 199V198H37ZM150 199V198H149ZM156 199V200H154ZM207 199V200H206ZM245 199V198H244ZM22 200V199H21ZM35 200V199H34ZM80 200V199H79ZM82 200V199H81ZM108 200V198H107ZM7 201V200H6ZM5 199L2 198L0 196V207L4 208V210H2L0 212V233L3 235L1 236V238L3 240V243H0V264H14L15 260L17 259L18 256H20L19 258L23 257V252L27 253V254H31L30 258H26L25 261L29 262L30 264H39L38 262H36L35 257L33 258L34 254H37L38 256L41 257L40 252H46L48 251L51 252V249H54L53 254H49L50 257H53L51 259L50 263L47 264H59L62 262H67L66 264H78V256H72L73 254H71L72 251V247L75 245H81V247L84 249H90L92 246V242H88L87 239L92 240V238H89L90 235L84 234V237L82 238V241L78 240L72 236V235H66L63 237V239H56L55 243H53L52 239L48 240L46 238V236L43 235L42 232L45 231H50V226L49 225H45V228L42 230L41 234L38 232V230L40 229V227L38 226V228H32L31 226H28V228H26L23 232L24 233H19V235H15L12 231H13V227L16 226V223H20L21 222V217L18 216L17 214H15V209H10V206L6 203ZM18 201V200H17ZM20 201V200H19ZM18 201V203H19ZM29 201V200H28ZM37 201V200H35ZM51 201V200H50ZM136 201V199H135ZM144 201V200H143ZM147 201V200H146ZM177 201V204H176ZM211 201L212 200H208ZM229 201V200H228ZM227 201V202H228ZM23 203L24 200L22 201ZM150 202V201H148ZM157 202H161L162 205H160ZM17 203V204H18ZM32 203V202H31ZM40 203V202H39ZM38 203V204H39ZM52 203V202H51ZM22 204V203H21ZM35 204V203H34ZM43 204V202H42ZM136 204V203H135ZM222 204V203H221ZM262 204V203H261ZM71 205V204H70ZM210 205V204H209ZM264 205V203L262 204V206ZM38 206V205H37ZM42 206V205H41ZM72 206V205H71ZM135 206V205H134ZM150 206V205H149ZM211 206V205H210ZM213 206V204H212ZM211 206V207H212ZM261 205H258L255 207V209H264V207H262ZM67 207V206H66ZM214 207V206H213ZM228 207V206H227ZM232 207V206H230ZM15 208V207H14ZM48 208V207H47ZM51 208V207H50ZM65 208V207H63ZM69 208V207H68ZM127 208V207H126ZM208 208V207H207ZM216 208V205H215ZM219 208V207H217ZM72 209V208H71ZM214 209V208H211ZM232 209V208H231ZM64 210V209H63ZM68 210V209H67ZM216 210V209H215ZM215 210H211V211H215ZM128 211V210H127ZM132 211V209L130 210ZM210 211V210H209ZM210 211V212H211ZM52 212V211H50ZM61 212V211H60ZM129 212V211H128ZM207 212V211H206ZM229 212V211H228ZM23 213V212H22ZM62 213V212H61ZM70 213V212H69ZM191 213V212H190ZM218 213V212H217ZM186 214V213H185ZM192 214V215H195ZM211 214V213H210ZM225 214V213H224ZM21 215V214H20ZM53 215V213H52ZM188 215V214H187ZM191 215V216H192ZM203 215V214H202ZM218 215V214H217ZM214 212V214L211 216L209 215L210 219V223L213 224V226L217 229L219 228L220 230V224L218 223V216H217ZM223 215V214H222ZM230 215V214H229ZM31 216V215H30ZM189 216V215H188ZM199 216V215H197ZM263 216V217H262ZM90 217V216H89ZM196 217V216H194ZM52 218V217H51ZM118 218V217H117ZM193 218V217H192ZM190 218V219H192ZM198 219L200 217H197ZM196 218V219H197ZM259 218H263L262 222L264 221V214L260 215ZM258 218V220H259ZM202 219V218H201ZM200 220V219H199ZM206 220V219H205ZM258 220H257V227H258ZM46 221V220H45ZM197 221V220H196ZM195 221V222H196ZM220 221V220H219ZM229 221V220H228ZM41 222V221H40ZM63 222V221H62ZM123 222V223H122ZM208 222V221H207ZM25 223V222H24ZM200 224V223H198ZM206 224V222H205ZM262 224V223H260ZM26 225V224H25ZM43 225V224H42ZM110 224L106 225L109 226ZM195 225L197 227H199L196 223ZM208 225V224H207ZM264 225V224H263ZM59 226V225H58ZM57 226V230L53 233L56 234L57 232H59V230H63V228ZM112 226V225H111ZM190 226V225H188ZM210 226V225H209ZM18 227V226H16ZM36 227V226H35ZM201 227V226H200ZM207 227V226H206ZM257 227H256V232H257ZM24 228V226H23ZM223 228V227H222ZM225 228V227H224ZM260 228L263 229V226L260 225ZM169 229V230H168ZM195 229V227H194ZM202 229V227H201ZM206 229V228H205ZM39 230V231H41ZM66 229H64L65 231ZM204 230V229H203ZM113 231H115L117 233V231L114 229L113 227ZM192 231V232H191ZM202 231V230H201ZM211 231V230H210ZM223 231V230H222ZM229 231V230H228ZM66 232H69L68 230H66ZM207 232H209L207 230ZM65 233V232H64ZM211 233H214V231L212 230ZM224 233V231H223ZM259 233V232H257ZM14 234V235H13ZM60 234V233H59ZM128 234V236L126 235ZM225 235V234H224ZM258 235V234H257ZM263 235V234H262ZM259 236V235H258ZM51 238V237H50ZM117 238V237H116ZM212 240H211V239ZM14 239V242L10 243L11 240ZM210 239L212 242H210L209 244H206V241ZM115 240V239H114ZM191 240V241H190ZM219 241V242H218ZM117 242V241H116ZM85 243H87V248L85 246ZM97 243V242H96ZM119 243V242H118ZM117 243V244H118ZM122 244V242H120ZM198 245V246H202L206 249H208L207 253H202L203 256H189V254H185L184 251H186L188 249V245ZM128 244V245H129ZM223 244V245H222ZM55 245V246H54ZM195 245V246H196ZM223 246L222 249H217V247L219 246ZM230 245V244H229ZM160 246V249H158L157 247ZM163 246L166 247V249L163 248ZM194 246V247H195ZM106 250H107V244L105 246ZM154 247V248H153ZM230 247V246H229ZM78 248V249H79ZM135 248V247H134ZM157 250L155 251L154 249ZM196 248V247H195ZM198 248V247H197ZM231 248V247H230ZM130 249V248H127ZM133 249V248H132ZM259 249V248H258ZM256 249V250H258ZM22 250V251H21ZM122 250V249H121ZM141 249L138 250H131L129 252H131L132 254H134V252H139L141 254ZM197 250H200L199 248ZM87 251V250H86ZM91 251V250H90ZM105 251V250H104ZM108 251V250H107ZM106 251V252H107ZM111 251V250H110ZM134 251V252H133ZM255 250H252L250 252H253ZM97 253V255L99 254V251H95ZM198 252V251H196ZM203 252V251H202ZM261 252L258 251L256 252V254H252L254 255L253 257L255 258L254 260H252L251 262L254 264L258 263L257 261H260V258L257 257L256 255ZM46 252V255L48 254ZM76 253L77 249H76ZM108 253V252H107ZM112 253V252H111ZM148 253V252H147ZM194 253V252H193ZM110 254V252H109ZM130 254V253H129ZM243 254H247V253H243ZM263 254V255H262ZM262 256H264V250L262 252ZM110 256V255H108ZM175 256V258H172ZM208 256V257H207ZM251 256V254H250ZM249 256V257H250ZM45 257V256H43ZM47 257V256H46ZM45 257V258H46ZM100 257V256H99ZM233 257V256H232ZM39 258V257H38ZM120 259L124 258V260L127 262L128 261V255H121L119 257ZM119 258H115V262H113V264H116L117 262H120L121 260ZM178 258V259H177ZM219 258V257H218ZM217 258V259H218ZM82 259V258H81ZM104 259V258H103ZM102 259V260H103ZM212 259V258H211ZM250 259V258H248ZM23 260V259H22ZM18 260V262H20L21 264L25 263ZM41 260V259H40ZM113 260V259H112ZM221 260V259H220ZM229 260V259H228ZM263 260V259H262ZM261 260V261H262ZM43 261V260H42ZM227 261V260H226ZM248 261V260H247ZM264 261V260H263ZM17 262V263H18ZM124 262V261H123ZM134 262V263H133ZM86 263V262H85ZM95 263V262H94ZM242 263V262H241ZM245 263V262H244ZM248 263V262H247ZM245 263V264H247ZM122 264V263H121ZM125 264V263H124ZM127 264V263H126ZM262 264V262H261Z\"/></svg>",
	"mask_w": 264,
	"mask_h": 264
},
{
	"label": "water",
	"instance_id": "water-1",
	"mask_svg": "<svg viewBox=\"0 0 264 264\" xmlns=\"http://www.w3.org/2000/svg\"><path fill=\"white\" fill-rule=\"evenodd\" d=\"M162 39L164 51L170 56L185 52L190 44V32L179 16H174ZM76 159V157H75ZM80 161H70L71 167H77ZM256 192L249 193L245 199L234 205L230 211L227 240L241 252L256 250L264 244V234L257 235V220L264 209H255L259 203Z\"/></svg>",
	"mask_w": 264,
	"mask_h": 264
}]
</instances>
